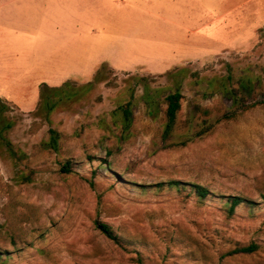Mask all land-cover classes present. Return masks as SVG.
Instances as JSON below:
<instances>
[{
	"label": "rangeland",
	"instance_id": "1",
	"mask_svg": "<svg viewBox=\"0 0 264 264\" xmlns=\"http://www.w3.org/2000/svg\"><path fill=\"white\" fill-rule=\"evenodd\" d=\"M113 4L91 14L108 19L104 31L92 23L86 33L95 68L41 84L81 85L107 64L100 82L57 107L49 122L34 114L41 84L15 93L16 105L30 110L6 103L12 126L9 145L0 144V264H264V0H140L148 11ZM64 6L87 19L93 8L92 0ZM180 67L187 70L177 126L164 137L167 72ZM227 74L236 88L243 74L259 82L237 88L236 99L198 81ZM146 92L155 95L154 114ZM120 107L130 110L125 132ZM50 129L59 133L56 150L41 145ZM170 180L210 194L156 186ZM228 195L247 201L230 211ZM249 245L252 252H234Z\"/></svg>",
	"mask_w": 264,
	"mask_h": 264
},
{
	"label": "crops",
	"instance_id": "2",
	"mask_svg": "<svg viewBox=\"0 0 264 264\" xmlns=\"http://www.w3.org/2000/svg\"><path fill=\"white\" fill-rule=\"evenodd\" d=\"M114 1L92 0L87 19L79 8L65 7L64 0H0V98L27 111L16 105L15 93L23 86L34 93L46 77L88 75L95 68L89 56V25L98 23L103 31L108 27L105 15L91 14L104 8L107 13ZM118 1L148 11L140 0Z\"/></svg>",
	"mask_w": 264,
	"mask_h": 264
},
{
	"label": "trees",
	"instance_id": "3",
	"mask_svg": "<svg viewBox=\"0 0 264 264\" xmlns=\"http://www.w3.org/2000/svg\"><path fill=\"white\" fill-rule=\"evenodd\" d=\"M264 39V36H263ZM107 64H104L101 68H99L93 76V80L87 83L78 85L75 81L70 80L66 81L60 86L57 87H49L46 84H41L39 100L37 102V106L35 108L34 114L41 118V120L50 121V114L59 106L64 103L70 101H76L80 99L87 91L91 90L93 85L100 82L105 76V68ZM185 67L174 68L172 71L167 72V76L173 78L172 80V88L171 91L166 94L164 97L165 108L162 112L165 115V121L163 124V136L168 137L172 134L177 126V115L181 108L182 102V92L180 90V85L182 84L183 78L185 77L186 72ZM233 76L231 74H227L226 76L218 77H198V81L203 82L205 84V91H221L224 94H228L229 96L235 97L237 99L236 89L240 88L241 90L250 91L254 88L255 84L259 82L258 78L253 75L243 74L238 78L237 88L233 87ZM143 98L146 99L147 109L149 114H154L159 111V106L155 105V95L146 92L143 95ZM6 101L0 98V144L9 145L8 140L5 137V132L12 126V122L9 121L5 117V113L7 111ZM264 103V102H261ZM259 103H252L250 106H256ZM122 112V131L125 132L128 130L131 124L130 118V110L128 107H120ZM199 112L203 115L209 114L208 109L199 108ZM59 141V133L53 129L49 130V136L47 140L42 141L41 145L44 148H51L56 150L58 148ZM63 171H70V163L65 162L63 165ZM163 184H168L166 186L172 187H181L182 185H190V187L194 190V192L201 198L206 197L210 194L209 190L205 187L196 184V183H185L180 182L178 180H170L166 183H159L158 187L164 186ZM227 201L230 203V211H232L238 204L247 201L246 198L240 196H232L228 195ZM264 200V196H263ZM98 228L106 234L108 238L115 241L117 244L122 245L123 241L121 237L115 235L110 227L105 223H97ZM255 249L254 245L243 246L236 249L234 252H242L249 253Z\"/></svg>",
	"mask_w": 264,
	"mask_h": 264
}]
</instances>
